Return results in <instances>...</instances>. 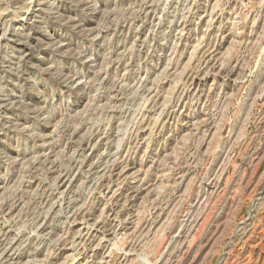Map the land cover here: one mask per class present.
<instances>
[{"label": "rangeland", "instance_id": "1", "mask_svg": "<svg viewBox=\"0 0 264 264\" xmlns=\"http://www.w3.org/2000/svg\"><path fill=\"white\" fill-rule=\"evenodd\" d=\"M0 264H264V0H0Z\"/></svg>", "mask_w": 264, "mask_h": 264}]
</instances>
